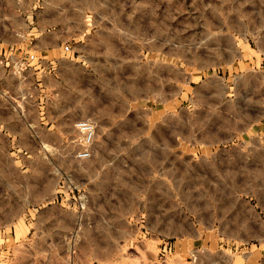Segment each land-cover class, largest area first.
<instances>
[{
  "label": "rangeland",
  "instance_id": "rangeland-1",
  "mask_svg": "<svg viewBox=\"0 0 264 264\" xmlns=\"http://www.w3.org/2000/svg\"><path fill=\"white\" fill-rule=\"evenodd\" d=\"M41 40L70 110L45 153L0 139V264H206L199 243L173 257L201 220L227 262L264 249V0H0V47Z\"/></svg>",
  "mask_w": 264,
  "mask_h": 264
},
{
  "label": "crops",
  "instance_id": "crops-1",
  "mask_svg": "<svg viewBox=\"0 0 264 264\" xmlns=\"http://www.w3.org/2000/svg\"><path fill=\"white\" fill-rule=\"evenodd\" d=\"M7 46L0 47V139L9 142V152L19 151L21 146L18 140L23 138L26 142H32L34 146L38 143L37 148L32 149V151H38L39 147H42L45 153L54 146L53 143L57 140L58 120L60 121L70 110L69 107H65V90H63V87L56 90L55 80L54 83L51 82L52 84L49 85L46 82L47 76L44 74V40L40 41L39 48L34 49L21 48L17 44ZM30 56L34 57L32 61L29 60ZM72 101L74 103V99ZM67 118H69V121L72 119L70 116ZM75 121L72 125L73 128L75 123L81 120ZM249 209L250 214L252 216L254 214L256 220V205L253 206L251 196L249 198ZM158 220V214H149L146 219V214L143 213L140 220L142 225H140L139 230L141 234L150 232L152 238H156L154 242L159 243L157 247L164 251L167 243L160 238L163 230H161ZM168 222H170L169 231L176 232V220H172L171 224L169 218ZM196 224L188 222L186 225L185 244L174 242L173 257H175V261L180 263V257L182 255L188 256L194 246L199 243V251L202 255L205 253L208 257L206 264H234L232 259L229 262L226 261V258H228L226 251L229 249L220 246L219 236L215 235L214 229L210 231L203 220L199 225ZM249 224L250 232H253L251 218ZM223 231L231 234L234 232V227L225 226ZM14 245L16 249L20 247L16 242ZM24 245L44 249V242H27ZM0 248L2 249V247ZM247 249L248 259L243 264H262L261 258H264V249L260 250L256 244L251 243V240ZM2 253L1 250V256ZM190 258L191 256L188 257V259ZM188 264H191V262H188Z\"/></svg>",
  "mask_w": 264,
  "mask_h": 264
},
{
  "label": "built area",
  "instance_id": "built-area-1",
  "mask_svg": "<svg viewBox=\"0 0 264 264\" xmlns=\"http://www.w3.org/2000/svg\"><path fill=\"white\" fill-rule=\"evenodd\" d=\"M74 128L78 134L81 150L77 153L78 158L87 159L90 157L91 147L94 142L95 126L89 120H81L75 123ZM191 264H196L194 259Z\"/></svg>",
  "mask_w": 264,
  "mask_h": 264
}]
</instances>
